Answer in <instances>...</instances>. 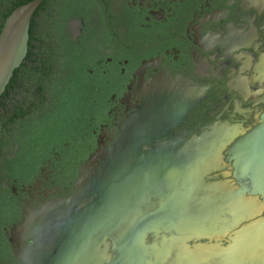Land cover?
Wrapping results in <instances>:
<instances>
[{
    "label": "flooded vegetation",
    "instance_id": "af4514ba",
    "mask_svg": "<svg viewBox=\"0 0 264 264\" xmlns=\"http://www.w3.org/2000/svg\"><path fill=\"white\" fill-rule=\"evenodd\" d=\"M65 10L80 12L64 20ZM44 11L85 41L93 110L81 137L14 185L18 211L3 227L0 264H29L28 232L17 228L51 199L58 203L43 239L49 256L68 236L55 226L99 202L97 227L87 230L90 242L73 264H190V253L200 263L203 250L232 243L233 231L201 239L209 232L185 225L199 219L193 211L203 187L217 195L215 186H240L230 148L263 123L264 0H50L36 10L39 22ZM131 121L155 137L135 150L153 175L139 198L140 181L124 180L107 210L104 191L86 184L102 176L109 147ZM202 139L230 142L202 148ZM135 158H126L127 170ZM80 176L87 181L78 184ZM257 198L260 248L253 262L264 264V197Z\"/></svg>",
    "mask_w": 264,
    "mask_h": 264
},
{
    "label": "trees",
    "instance_id": "16d2710c",
    "mask_svg": "<svg viewBox=\"0 0 264 264\" xmlns=\"http://www.w3.org/2000/svg\"><path fill=\"white\" fill-rule=\"evenodd\" d=\"M29 1L0 0V33L6 17ZM79 12L65 10L62 18ZM53 15L44 11L42 22L33 16L27 57L0 96V244L3 227L18 211L14 185L81 137L93 110L85 41L75 40L66 22L51 21Z\"/></svg>",
    "mask_w": 264,
    "mask_h": 264
},
{
    "label": "water",
    "instance_id": "95a60500",
    "mask_svg": "<svg viewBox=\"0 0 264 264\" xmlns=\"http://www.w3.org/2000/svg\"><path fill=\"white\" fill-rule=\"evenodd\" d=\"M45 0H30L29 2L18 5L5 19L2 31L0 33V96L6 91L11 78L14 75L15 70L20 67L29 51L30 42V27L32 18L39 8V6ZM264 118V116H263ZM145 126L146 124L143 123ZM155 139L151 134L150 129H143L138 131L135 129V123L130 122L127 126V131L122 136L114 141L109 147V152L105 155V168L102 176H98L92 179L90 184H86V188H91L96 192L104 191L106 196L105 205L107 210L109 206H113L115 203V190L118 187H122L124 180L140 181L134 188H137L138 192L135 194L137 198L140 197V191L147 185V179H151L152 173H148L147 163L142 157L136 154L135 150L142 147L144 143H151ZM202 139V148H215L225 147L230 140L225 143L216 144V141ZM208 143V144H207ZM222 144V145H221ZM132 152V154H131ZM137 156L136 167H132L131 170H127V166L130 165V161L127 157ZM203 156V155H202ZM230 159L233 161L234 176L239 180L240 186L234 189L223 190L220 186L216 187L217 195L211 194L210 191L204 187L202 189V195L200 197V203L202 209L206 212L209 208H206V204L213 202L216 204L219 200H230L231 210L234 214L238 215L237 219L231 225H227L222 229H215L207 234H201V239L212 240L216 236H224L228 232H234L235 238L232 243L228 244L222 249H228L233 243L239 242L242 238L253 235L258 239V245L255 247V253H252L250 261L246 264H257L253 262L259 260V222L256 218L260 203L257 201V196L262 195L264 197V120L263 123L258 124L252 128L244 137L237 140L230 148ZM205 157L203 156V161ZM149 162V161H148ZM162 164V161L159 162ZM139 174V176H137ZM148 174V176H147ZM155 174V173H154ZM150 175V178H149ZM160 180L174 179V177H159ZM86 180L85 177L80 176L77 183H83ZM87 181V180H86ZM170 185V184H169ZM168 185L163 186L162 189L167 191ZM107 191V193H105ZM213 197L215 199H213ZM225 198V199H224ZM58 200L51 199L47 202H43L39 209L34 210L33 217L26 221V225L19 226L17 230L26 234L28 232V244L26 252L29 256V264H73L77 260L78 252L83 245L90 242L91 234L90 229L97 221L96 216L99 211V202L96 200L87 209H80V215H76L63 224L55 226L57 231L68 234L67 238L61 243L57 244V252L52 256L43 248L45 230L51 228L50 221L52 220V212L55 211V206ZM205 205V206H204ZM203 211V212H204ZM95 223H94V222ZM247 222V224H243ZM255 224L257 227L254 229L252 226ZM95 224L92 228H96ZM251 229V230H250ZM256 231V232H255ZM41 236V240H40ZM194 238V236H192ZM50 243V241H49ZM48 243V244H49ZM220 243L213 245V248L203 250V253L212 252L211 256L202 259L199 264H227L225 259H221L218 256V250ZM39 251H36V250ZM39 252L38 254H36ZM257 258V259H255ZM250 262V263H249Z\"/></svg>",
    "mask_w": 264,
    "mask_h": 264
},
{
    "label": "rangeland",
    "instance_id": "374dc122",
    "mask_svg": "<svg viewBox=\"0 0 264 264\" xmlns=\"http://www.w3.org/2000/svg\"><path fill=\"white\" fill-rule=\"evenodd\" d=\"M74 33L75 31H73V34ZM213 199L215 198L213 197ZM229 201L230 200H219L216 204L213 202V200L211 202L208 201L206 206L204 205L206 208H209L206 212L199 205L193 211L194 213L192 212L193 214H196L195 216H199V219L189 221V224H186L185 227H190L193 229L200 228L201 231L210 232L212 230H220L227 225H231L237 219L238 215L234 214V212L231 210V204ZM252 226H254V229L257 228L255 224H253ZM233 245L234 246L224 250L222 249V247L225 246L220 245L218 250L219 258L225 259L227 264H246L248 261L253 259L251 257V254L255 253L254 249L258 245V239L253 235H250L249 237L245 236L239 242L233 243ZM211 254L212 252L203 253V255H205L206 257L211 256ZM194 256L197 255H195V253H190L189 257L187 255L186 258H189L191 260L190 264H192V261L199 263L198 256ZM204 258L205 257L203 256L202 259Z\"/></svg>",
    "mask_w": 264,
    "mask_h": 264
}]
</instances>
